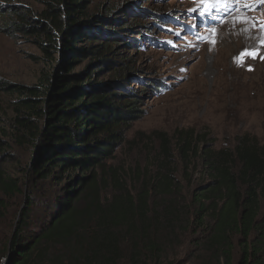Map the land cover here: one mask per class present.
Returning <instances> with one entry per match:
<instances>
[{"label": "trees", "instance_id": "1", "mask_svg": "<svg viewBox=\"0 0 264 264\" xmlns=\"http://www.w3.org/2000/svg\"><path fill=\"white\" fill-rule=\"evenodd\" d=\"M34 1L39 12L25 5L6 14L7 33L37 47L48 73L34 85L0 82L13 97L12 113L0 117V259L161 264L181 226L201 232L195 243L210 257L202 264H233L234 250L237 264H264V144L246 135L232 148L198 152L212 181L190 192L187 208L170 174L129 193L105 162L142 116L144 95L161 90L116 50L142 49L132 35L142 26L122 25L116 9L92 10L93 0ZM183 136L182 154L194 148ZM12 199L21 202L14 219L6 214Z\"/></svg>", "mask_w": 264, "mask_h": 264}, {"label": "rangeland", "instance_id": "2", "mask_svg": "<svg viewBox=\"0 0 264 264\" xmlns=\"http://www.w3.org/2000/svg\"><path fill=\"white\" fill-rule=\"evenodd\" d=\"M92 2V10L98 12L105 7L116 9L123 16L118 21L122 25L142 26L136 28L137 35L132 34L142 49L120 45L116 50H122V56L145 73L142 76L161 85L157 94L144 95L142 116L127 129L124 142L105 162L106 167L118 170L124 189L131 194L142 189L143 183L149 185L157 174H170L182 188L183 196L177 201L187 208L190 192L212 181L204 173L205 164L198 152L232 148L246 135L264 144V0H229L220 11L213 9L210 15H203L206 21L210 18L203 24L196 17L204 6L200 0ZM25 5L33 12L42 8L34 0H0V82L34 85L48 73L38 48L5 29L9 7ZM124 9L129 16L124 15ZM240 17L246 19L241 22ZM241 53L246 55L241 57ZM131 83L133 80L128 86L136 87ZM12 100L0 90L2 119L7 120L12 113ZM184 134L186 138L189 135L194 148L182 154L179 144ZM111 191L114 193L109 184L103 197L110 199ZM11 202L14 204L6 214L14 219L21 202ZM149 202H154V196ZM205 225L210 226L208 218ZM182 228L169 238L161 264L209 261V252L195 243L201 232L191 227L183 234ZM234 252L233 264H237L240 256Z\"/></svg>", "mask_w": 264, "mask_h": 264}, {"label": "snow or ice", "instance_id": "3", "mask_svg": "<svg viewBox=\"0 0 264 264\" xmlns=\"http://www.w3.org/2000/svg\"><path fill=\"white\" fill-rule=\"evenodd\" d=\"M229 0H200V3L204 5V8L201 10V15H210L213 11V9H215L216 11H220V6L224 5L227 6ZM193 11H195V9H193ZM241 22L244 21V17H240L238 18ZM214 42V41H213ZM247 54H251L254 55V53H247ZM244 55H246V53H241V57H243Z\"/></svg>", "mask_w": 264, "mask_h": 264}, {"label": "built area", "instance_id": "4", "mask_svg": "<svg viewBox=\"0 0 264 264\" xmlns=\"http://www.w3.org/2000/svg\"><path fill=\"white\" fill-rule=\"evenodd\" d=\"M5 263H6V259L5 258L0 259V264H5Z\"/></svg>", "mask_w": 264, "mask_h": 264}]
</instances>
